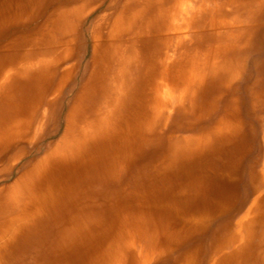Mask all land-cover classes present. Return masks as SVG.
I'll return each instance as SVG.
<instances>
[{
	"label": "bare ground",
	"instance_id": "1",
	"mask_svg": "<svg viewBox=\"0 0 264 264\" xmlns=\"http://www.w3.org/2000/svg\"><path fill=\"white\" fill-rule=\"evenodd\" d=\"M98 1H63L4 49L26 42L24 54H0V183L58 120ZM44 2L0 0V28L34 20ZM93 24L62 138L0 185V264H199L202 252L209 264H264L261 56L248 95L263 126L253 201L233 222L245 206L221 192L208 199L216 180L238 177L246 154L236 82L251 47L264 48V0H111ZM18 79L33 100L22 111L11 101ZM36 116L39 130L25 119ZM134 167L132 186L110 184ZM228 213L227 235L191 250V238Z\"/></svg>",
	"mask_w": 264,
	"mask_h": 264
},
{
	"label": "rangeland",
	"instance_id": "2",
	"mask_svg": "<svg viewBox=\"0 0 264 264\" xmlns=\"http://www.w3.org/2000/svg\"><path fill=\"white\" fill-rule=\"evenodd\" d=\"M63 1L66 2L67 0H46V2H44V5L38 11V14L36 15L34 20L30 19L26 22L21 21L19 23H17V22L5 23L4 26H2L0 28V52H2L0 54H15V53L16 54H24L25 48H24L23 44H26V42H23L22 46L16 45L11 50L4 51V49H8L9 46L12 43H14V41L18 38L21 39V41H22L26 37H29L31 35V33H33L34 30L41 25V23L42 24L44 23V21L46 20V17H48L49 14H51L54 10L58 9L60 6H63V4H64ZM110 2H111V0H100V1H98L99 4L93 10H91L92 12H90L85 18V22L82 25V33H83V36L85 39V46H84L83 51L78 53L79 54L78 58H77L78 66H77L75 77L68 84L67 89H65L63 96L59 100L60 113L58 115V120L54 124L48 125L49 130H51L49 135L44 137L42 140L40 139L39 141L35 142L33 145H31L32 146L30 149L31 155L29 154L28 156L24 157L27 160L26 159L19 160L14 165V167L12 169L13 171L11 172L10 176L6 180H4L0 183L1 187H4V186L14 182L21 174V171H22L21 166L23 167L26 164H28L29 162L37 161L38 159H40V157H42V155L44 156L46 153H48V151H50L52 149V147L56 144V142H58L62 138V136L64 134L65 127H66V123H65L66 122V114H67L66 112L68 111L66 108L68 107V109H69V104H70L71 100L73 99L75 93L78 92V90L80 88V84H81L80 83L81 82V76L83 75V73L86 70V67L90 61L89 60L90 57H92L93 51H91V50H93V42H92V33L91 32H92V28L94 25L93 23L103 14V12L106 11V8L110 4ZM44 18H45V20H44ZM28 23H30V25H28ZM11 51H14V52H11ZM248 53H252V54L247 58V61L245 62V65H244V71H243L242 75L238 78V81L236 82V85L238 88L237 98L240 100V104H241L240 110H242L241 111V117L245 121L244 122L245 123V129H244L245 140H243V143H240V141H239L240 139H239L238 142L240 144V147H242L243 149H246V154L241 161L242 163H240V165L238 167V169H239L238 170V177L233 182H230L229 180H224V182H223L224 186L223 187H221L220 184L218 183V182H222V181L216 180L217 184H214V186H212V188L209 191V196H208V199H212L213 197H215L216 192L217 193L221 192L225 196L228 195V197H230V199L232 200V203L234 205L236 204L237 208H238V206H240L239 208L245 206V208L242 212H240V213L237 212L235 218L233 219V222H238V221H240V219H242L245 216L246 211L248 210V208L250 207V205L253 201V198H254L253 193H252L253 172L255 171L256 163L259 160V157H261V155H262L261 153L263 152V148L261 146L262 145L261 141H262L263 126H262V123H260V121H259L260 117L256 116L255 113L249 107L250 101H249L248 95H249L251 87L256 83V80L258 78V73L256 72V69H255V62L259 56H261L262 59H264V54H263L264 48L257 51V50H255V46H254V47H251V49ZM256 53H260V55H257ZM252 81H253V83H252ZM17 84L19 86V89L15 90L16 92L14 93L13 99H11V101L14 105L18 106V109L20 111H22L23 109L28 107V103L33 101V100L28 99V97H30L31 92L29 91V86L27 85V81L18 79ZM69 94H71V95H69ZM39 111H40L39 113L41 115L45 113L44 108L40 109ZM257 117H258V119H257ZM25 119L27 121L33 122V129H38V130L41 129L40 128L41 124L39 122L38 116H36L34 118L27 117ZM51 128H53V129H51ZM45 129L46 128H44V130ZM252 130H254V131H252ZM40 131H42V130H40ZM245 131L247 132V134ZM251 143H253V144H251ZM248 144H249V146H248ZM247 151H248V153H247ZM17 172H18V174H17ZM137 173L138 172H137L136 167L131 168L129 171H125L119 176L118 182L112 181L113 183H110V184L114 185L115 183L120 182L119 184H130L132 186L134 184V180H135L132 177L136 176ZM99 188L100 187H97L96 190H99ZM226 190L228 193H225ZM244 202H245V204L243 205ZM229 216H230V214L228 213V214L221 215L217 218L212 219L208 223L205 230H203L201 233L194 235L191 238L192 239L191 242L192 243L194 242V246L192 247L191 250H194L196 248H201V249L205 250L208 246L207 244L210 243L211 238L212 239L216 238L217 234H218V236L219 235L221 236L223 234L221 237L224 238V236H226L228 231L231 229L230 226L227 227V222L229 220ZM225 226H226V228H225ZM257 234H258L257 236L261 237L264 234V227L258 229ZM255 243H258V240H256ZM178 250H176V251H178ZM176 251L173 253V256L177 254ZM202 253H200L198 256L199 264H209L208 259H209L210 254H208V255L203 254L202 255ZM153 264H158V263H156V261H155Z\"/></svg>",
	"mask_w": 264,
	"mask_h": 264
}]
</instances>
